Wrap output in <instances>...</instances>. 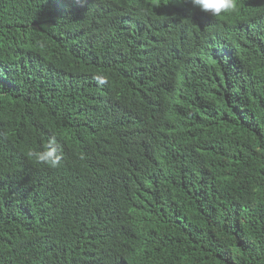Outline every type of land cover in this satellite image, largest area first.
I'll return each mask as SVG.
<instances>
[{"label": "trees", "instance_id": "16d2710c", "mask_svg": "<svg viewBox=\"0 0 264 264\" xmlns=\"http://www.w3.org/2000/svg\"><path fill=\"white\" fill-rule=\"evenodd\" d=\"M0 264H264V0H0Z\"/></svg>", "mask_w": 264, "mask_h": 264}, {"label": "clouds", "instance_id": "9594fccd", "mask_svg": "<svg viewBox=\"0 0 264 264\" xmlns=\"http://www.w3.org/2000/svg\"><path fill=\"white\" fill-rule=\"evenodd\" d=\"M183 2L190 5L192 9L213 18L232 14L238 7V0H183ZM36 160L37 163L46 164L50 167H56L59 163V158L51 151L40 154Z\"/></svg>", "mask_w": 264, "mask_h": 264}]
</instances>
